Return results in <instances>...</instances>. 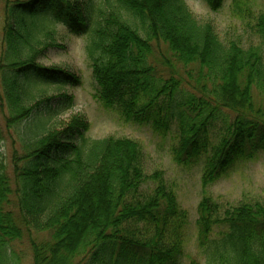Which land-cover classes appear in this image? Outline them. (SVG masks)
<instances>
[{
  "label": "trees",
  "instance_id": "1",
  "mask_svg": "<svg viewBox=\"0 0 264 264\" xmlns=\"http://www.w3.org/2000/svg\"><path fill=\"white\" fill-rule=\"evenodd\" d=\"M204 1L218 11L225 0ZM2 2L0 264H17L13 244L25 235L32 264H181L189 215L163 172L146 174L138 140L87 136L79 113L51 123L59 112L46 90L53 85L69 110L73 97L60 90L77 78L37 61L61 48L57 24L83 36L99 104L170 135L172 157L201 165L205 189L264 152V12L243 10L258 39L244 44L221 41L185 0ZM161 44L167 56L155 55ZM42 110L48 116L33 119ZM150 179L155 186L144 188ZM197 212L203 258L189 264H264V200L222 207L204 195Z\"/></svg>",
  "mask_w": 264,
  "mask_h": 264
},
{
  "label": "rangeland",
  "instance_id": "2",
  "mask_svg": "<svg viewBox=\"0 0 264 264\" xmlns=\"http://www.w3.org/2000/svg\"><path fill=\"white\" fill-rule=\"evenodd\" d=\"M3 0L0 1V36L2 37ZM84 1V0H81ZM190 11L200 22H212L220 40L225 41L233 36H240L244 44H251L258 41L246 28L241 19L243 10L248 8L256 12H264V0H225L218 11L210 10L204 0H185ZM238 10V12H237ZM56 39L61 48H48L45 55L37 62L43 66H60L68 69L77 78V83H68L62 86L61 92L73 97L72 107L69 110L62 109L61 96L54 98L52 94L54 86L46 90V95L51 96L50 107L57 109V115H51V123L58 119L67 120L72 113L83 115L88 122L86 133L90 138L129 137L138 140L143 147V169L147 175L156 171H162L164 180L168 186L175 190L177 200L181 207L188 212L189 230L188 242L184 258L181 264H189L190 260L202 261L201 249L197 245V205L204 195H210L212 200L219 202L222 207L236 205L240 201L264 200V152L258 150L254 158L248 161H239L236 166L229 169L228 173L217 182L207 185L205 189L201 186V165L180 164L172 157L171 136L161 135L154 132L150 125L135 124L122 119L117 112L106 109L94 97L96 82H94L90 62L84 53L85 38L74 34L66 26L57 24ZM0 37V38H1ZM157 48L155 55L161 53L168 55L164 44ZM167 49V48H166ZM176 69V67H174ZM183 72V71H182ZM56 97V96H55ZM53 98V99H52ZM42 104V106H44ZM41 106V107H42ZM33 116L46 118L45 112ZM35 117V118H34ZM3 153L5 161L9 166V174L12 175L10 158L12 148L16 143L11 139L5 141ZM13 176V175H12ZM155 186V181L148 180L144 188ZM41 241L48 238L44 232H33L30 238ZM14 251L17 254V264H32V252H30V241L28 235L14 244Z\"/></svg>",
  "mask_w": 264,
  "mask_h": 264
}]
</instances>
